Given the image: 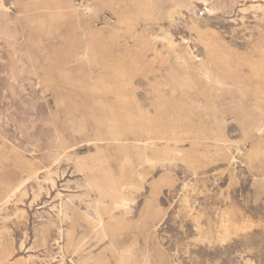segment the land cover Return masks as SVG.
<instances>
[{"label":"rangeland","instance_id":"rangeland-1","mask_svg":"<svg viewBox=\"0 0 264 264\" xmlns=\"http://www.w3.org/2000/svg\"><path fill=\"white\" fill-rule=\"evenodd\" d=\"M0 264H264V0H0Z\"/></svg>","mask_w":264,"mask_h":264}]
</instances>
